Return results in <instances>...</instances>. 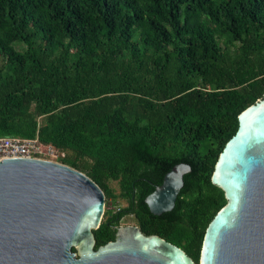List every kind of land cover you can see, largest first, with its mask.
I'll return each instance as SVG.
<instances>
[{"label": "trees", "instance_id": "1", "mask_svg": "<svg viewBox=\"0 0 264 264\" xmlns=\"http://www.w3.org/2000/svg\"><path fill=\"white\" fill-rule=\"evenodd\" d=\"M263 94L264 0H0V137L37 136L125 200L95 248L132 214L198 263L226 203L214 165ZM177 163L191 171L154 215L144 199Z\"/></svg>", "mask_w": 264, "mask_h": 264}, {"label": "water", "instance_id": "2", "mask_svg": "<svg viewBox=\"0 0 264 264\" xmlns=\"http://www.w3.org/2000/svg\"><path fill=\"white\" fill-rule=\"evenodd\" d=\"M190 171L177 163L164 175L144 199L152 214L173 209ZM211 182L226 203L207 225L196 263L131 224L117 226L114 240L95 248L105 194L93 179L62 162L1 158L0 264H264V94L239 113Z\"/></svg>", "mask_w": 264, "mask_h": 264}, {"label": "built area", "instance_id": "3", "mask_svg": "<svg viewBox=\"0 0 264 264\" xmlns=\"http://www.w3.org/2000/svg\"><path fill=\"white\" fill-rule=\"evenodd\" d=\"M65 155V151L57 149L50 144L42 143L37 136L34 138L0 137V159L4 157H35L61 162L60 160L64 158ZM115 212L116 211H113V213ZM126 216L133 217L132 214ZM124 218L125 216L120 219L119 223L123 221Z\"/></svg>", "mask_w": 264, "mask_h": 264}, {"label": "rangeland", "instance_id": "4", "mask_svg": "<svg viewBox=\"0 0 264 264\" xmlns=\"http://www.w3.org/2000/svg\"><path fill=\"white\" fill-rule=\"evenodd\" d=\"M109 185L114 190L115 193H118V185L115 181H110ZM126 205L127 203L121 197H118L115 201H113L112 199H109L107 202H105V210L110 208L112 211H117L119 208L125 207ZM119 224L120 225H129V224L135 225V222L132 216H125L124 220L121 221Z\"/></svg>", "mask_w": 264, "mask_h": 264}, {"label": "flooded vegetation", "instance_id": "5", "mask_svg": "<svg viewBox=\"0 0 264 264\" xmlns=\"http://www.w3.org/2000/svg\"><path fill=\"white\" fill-rule=\"evenodd\" d=\"M136 225V224H135ZM138 226V225H137ZM139 227V226H138ZM141 230V229H140ZM142 231V230H141Z\"/></svg>", "mask_w": 264, "mask_h": 264}]
</instances>
